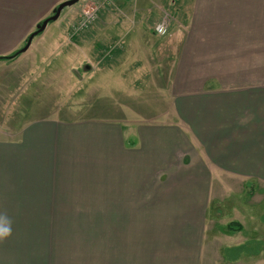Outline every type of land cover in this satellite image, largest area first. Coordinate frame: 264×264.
Returning a JSON list of instances; mask_svg holds the SVG:
<instances>
[{"label": "crops", "instance_id": "0c3cea01", "mask_svg": "<svg viewBox=\"0 0 264 264\" xmlns=\"http://www.w3.org/2000/svg\"><path fill=\"white\" fill-rule=\"evenodd\" d=\"M63 1L0 0V56L22 48ZM190 2L187 22L165 42L156 44L153 30L148 38L159 70L166 68L152 89L168 95L166 121L137 124L128 140L120 121L39 115L10 142L0 137V179L28 205L20 209L105 212L93 222L88 251L48 256L55 259L48 264H219L204 235L206 212L218 200L213 183L264 182V0ZM45 30L26 52L4 61L0 94H14L26 80H34L30 94L49 93L45 73L23 67L19 82L12 68L39 54ZM139 71L126 75L134 90ZM116 78L123 80L106 74L94 94H116ZM256 243L243 239L223 247L221 257H256L263 251ZM243 247L256 253H238Z\"/></svg>", "mask_w": 264, "mask_h": 264}, {"label": "rangeland", "instance_id": "374dc122", "mask_svg": "<svg viewBox=\"0 0 264 264\" xmlns=\"http://www.w3.org/2000/svg\"><path fill=\"white\" fill-rule=\"evenodd\" d=\"M190 1L80 0L65 8L57 21L48 24L44 33L47 35H43L45 39L39 44V54L31 53L12 66L19 82L23 67L29 70L30 65L33 70L45 73L49 93L30 94L29 83L34 80H26L14 94H0L2 141L10 142L24 121L39 115L62 120L104 117L109 121H120L126 126L124 134L128 140L133 139L135 125L166 121L168 95L158 94L159 89L152 90L155 86L153 78L161 74L162 78L161 71L166 68L159 70L158 54L152 50V41L148 38L164 14L169 20L168 33L163 37L154 34L160 40L156 44L165 42L174 30L181 28L188 20ZM90 5L98 8L95 22L71 39L81 10ZM54 28L56 31H50ZM40 35L35 37L33 45L41 40ZM2 66L6 68L7 63L0 60V68ZM72 68L80 75L78 82L77 77L71 76ZM135 70H140V83L136 87L140 92L134 90L130 78H126ZM106 74L123 77L122 81L116 78L112 84L117 87L116 94H94L98 87L104 86L102 78ZM71 86L78 88V94H68ZM9 90L6 84L2 86L4 93ZM109 90L114 89L106 92ZM58 91L62 94H55ZM2 176L5 174L0 171ZM225 181L220 179L213 183L218 200L206 212V242L214 250L219 264H264V182L231 180L226 184ZM5 182L0 179V264H48L55 261L48 256L90 249L88 234L93 222L103 219L104 211L20 209L28 205L21 203L20 197L10 194L12 189L2 185ZM233 222L242 226L241 232L227 229ZM251 238L259 240L256 245L263 248L258 256L242 257L237 261L221 257L223 247ZM94 246L98 249L101 244L96 242Z\"/></svg>", "mask_w": 264, "mask_h": 264}, {"label": "built area", "instance_id": "2783aa9c", "mask_svg": "<svg viewBox=\"0 0 264 264\" xmlns=\"http://www.w3.org/2000/svg\"><path fill=\"white\" fill-rule=\"evenodd\" d=\"M98 8L95 5L86 6L81 10L79 22L72 28V35H77L92 25L97 17ZM167 15L161 18V20L155 25L154 33L158 37L167 35L169 29V20Z\"/></svg>", "mask_w": 264, "mask_h": 264}, {"label": "water", "instance_id": "95a60500", "mask_svg": "<svg viewBox=\"0 0 264 264\" xmlns=\"http://www.w3.org/2000/svg\"><path fill=\"white\" fill-rule=\"evenodd\" d=\"M79 1L80 0H66V1H63L60 4H58L50 16L46 17L39 24L36 25L35 30L33 32H31L29 34V36L27 37V40H26L24 46L18 50L19 54L26 52L29 49L32 40L37 35L42 34L49 23L57 21L61 15V12L65 8H69V7L77 4ZM74 74L76 77L80 78V75H78L75 72H74Z\"/></svg>", "mask_w": 264, "mask_h": 264}, {"label": "trees", "instance_id": "16d2710c", "mask_svg": "<svg viewBox=\"0 0 264 264\" xmlns=\"http://www.w3.org/2000/svg\"><path fill=\"white\" fill-rule=\"evenodd\" d=\"M27 40V39H26ZM26 42V41H25ZM25 44V43H24ZM19 56V52L18 51H15V53L13 52V54L12 55H10V56H6V57H0V60H2V61H9V60H13V59H15L16 57H18ZM227 229L229 230V231H231V232H233V231H236V232H239V231H241L242 230V227L238 224V223H230V224H228L227 225ZM248 248H246V247H243V248H240V249H238V253H240V252H242V251H245V250H247ZM251 253H256V251H251L250 249H248ZM247 250V251H248ZM233 259H236V258H233Z\"/></svg>", "mask_w": 264, "mask_h": 264}]
</instances>
